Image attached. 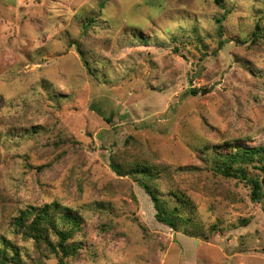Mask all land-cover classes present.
I'll return each mask as SVG.
<instances>
[{
	"label": "rangeland",
	"instance_id": "1",
	"mask_svg": "<svg viewBox=\"0 0 264 264\" xmlns=\"http://www.w3.org/2000/svg\"><path fill=\"white\" fill-rule=\"evenodd\" d=\"M223 5L0 0V240L20 264H58L13 229L20 210L56 201L84 219L70 264H264V183L253 202L247 181L209 172L198 155L264 146V0ZM257 22L262 39L249 46ZM113 162L158 171L165 197H191L189 232L157 222ZM260 165L243 166L263 181Z\"/></svg>",
	"mask_w": 264,
	"mask_h": 264
},
{
	"label": "trees",
	"instance_id": "2",
	"mask_svg": "<svg viewBox=\"0 0 264 264\" xmlns=\"http://www.w3.org/2000/svg\"><path fill=\"white\" fill-rule=\"evenodd\" d=\"M110 0H105V2ZM226 0H215L220 8L224 7ZM104 4V2H103ZM100 9L99 12H101ZM169 10V7L163 11ZM217 39L219 48L222 44L223 18L215 20ZM96 20L90 17L86 20L84 27L86 31L95 27ZM262 25L258 22L255 24L254 31L249 38V46H254L262 39ZM87 32H84L86 34ZM219 38H221L219 40ZM82 44L77 43L76 49L83 56ZM191 94H198L197 90ZM2 135H0L1 138ZM203 164L207 166V170L216 175H221L226 179H241L247 181L252 187L253 202L260 203L263 195V181L252 178L248 175L247 169L243 165H249L253 162L260 163V168L264 171V146L254 148H242L227 145V147L206 146L198 153ZM112 168L119 175L125 174L136 178V182L144 192L151 198L154 209L155 219L157 222L178 231L183 228L185 232H189L188 212L196 210V206L191 197L182 192L174 193L171 197H165L157 192L156 183L152 181L159 179L160 173L151 170L149 167L140 170L124 171L119 164L112 163ZM140 174V175H139ZM139 176V177H135ZM84 219L78 210H74L60 202L44 204L43 206L29 205L24 210L19 211L18 217L14 220L13 229L15 235H21L26 242H33L35 245L34 254L39 259L48 256H55L58 264H70L73 260L80 257L84 249L82 241L79 237L82 235ZM218 226L211 228V234L217 233ZM32 257V255L28 256ZM21 251L6 237L0 240V264H20Z\"/></svg>",
	"mask_w": 264,
	"mask_h": 264
}]
</instances>
